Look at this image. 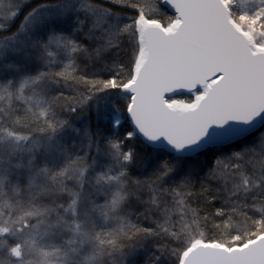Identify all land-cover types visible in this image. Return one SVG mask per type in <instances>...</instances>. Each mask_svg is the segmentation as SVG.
Returning <instances> with one entry per match:
<instances>
[{"label":"snow or ice","instance_id":"1","mask_svg":"<svg viewBox=\"0 0 264 264\" xmlns=\"http://www.w3.org/2000/svg\"><path fill=\"white\" fill-rule=\"evenodd\" d=\"M0 264H264V0H0Z\"/></svg>","mask_w":264,"mask_h":264},{"label":"trees","instance_id":"2","mask_svg":"<svg viewBox=\"0 0 264 264\" xmlns=\"http://www.w3.org/2000/svg\"><path fill=\"white\" fill-rule=\"evenodd\" d=\"M160 7H161V11H163V12H165L166 14H168V15H170L171 13L162 5V4H160ZM127 14L128 15H132V14H134L133 12H132V10H127ZM66 92H67V90H66ZM67 94H71L70 92H67ZM128 125H127V123H125L124 124V128H126ZM123 130V129H122ZM206 161H207V158L206 157H201V159H200V163L201 164H204V163H206ZM201 175H203V174H201ZM218 206V203H213V205H212V210H214V208L215 207H217ZM142 223H145V224H147V222L146 221H141Z\"/></svg>","mask_w":264,"mask_h":264},{"label":"water","instance_id":"3","mask_svg":"<svg viewBox=\"0 0 264 264\" xmlns=\"http://www.w3.org/2000/svg\"><path fill=\"white\" fill-rule=\"evenodd\" d=\"M162 4V3H161ZM163 5V4H162ZM170 13H171V10L168 9L165 5H163ZM172 14V13H171Z\"/></svg>","mask_w":264,"mask_h":264}]
</instances>
